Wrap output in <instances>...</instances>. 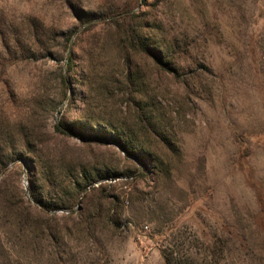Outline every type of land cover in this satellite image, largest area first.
I'll list each match as a JSON object with an SVG mask.
<instances>
[{"label": "rangeland", "instance_id": "rangeland-1", "mask_svg": "<svg viewBox=\"0 0 264 264\" xmlns=\"http://www.w3.org/2000/svg\"><path fill=\"white\" fill-rule=\"evenodd\" d=\"M164 258L264 264V0H0V264Z\"/></svg>", "mask_w": 264, "mask_h": 264}, {"label": "trees", "instance_id": "trees-1", "mask_svg": "<svg viewBox=\"0 0 264 264\" xmlns=\"http://www.w3.org/2000/svg\"><path fill=\"white\" fill-rule=\"evenodd\" d=\"M126 18V13H118V12H112L110 14V16L108 17V20L111 21H124ZM125 34H126V39L127 42L129 44V46L139 52L144 53L145 55H147L148 57H150L152 59V61H154L161 69L172 73V69L166 64L163 63L161 61V59L157 58L154 50H152L151 48H149L135 33L133 27L130 24L125 25ZM69 51V50H68ZM70 52H68V58L70 57ZM70 67V64L68 65ZM55 131H57L58 133L64 135V136H70V137H74L76 139L81 140L83 138V136L81 134L76 133L72 127L66 125V124H58L55 126ZM114 145L120 149L121 151H123L127 156H135L139 161V163L141 164V172L139 173L140 175H142L143 177L146 175V173L148 174L149 172V168L150 166L147 167V165L145 164L146 161H142L145 160V156L143 154V152L141 150H137L136 152H132V154L124 147L122 146V144L118 141H114ZM142 159V160H141ZM147 159V158H146ZM164 264H170V262L168 260H166L164 258Z\"/></svg>", "mask_w": 264, "mask_h": 264}, {"label": "built area", "instance_id": "built-area-1", "mask_svg": "<svg viewBox=\"0 0 264 264\" xmlns=\"http://www.w3.org/2000/svg\"><path fill=\"white\" fill-rule=\"evenodd\" d=\"M143 228H144V230H147L148 229L147 226H144Z\"/></svg>", "mask_w": 264, "mask_h": 264}]
</instances>
